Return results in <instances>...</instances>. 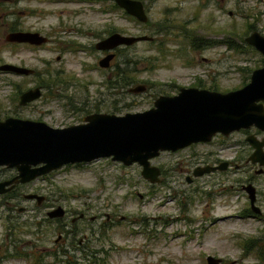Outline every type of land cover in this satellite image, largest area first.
<instances>
[{"label":"rangeland","instance_id":"1","mask_svg":"<svg viewBox=\"0 0 264 264\" xmlns=\"http://www.w3.org/2000/svg\"><path fill=\"white\" fill-rule=\"evenodd\" d=\"M142 1L145 23L112 0H0V64L33 70L28 76L0 71V120L15 116L64 127L92 112L143 111L158 95L176 94L180 87L240 88L262 65L244 37L253 29L264 34V0ZM13 25L38 31L48 42L10 45L5 35ZM112 32L152 40L121 47L101 69L102 53L94 44ZM123 70L135 80L120 88ZM48 73L61 76L39 98L19 105L20 93L52 79ZM139 84L146 90L128 91ZM245 135L237 131L223 141L161 152L151 159L161 171L157 183L144 179L136 163L100 158L64 165L20 186L16 200L0 196V264H67L66 258L71 264H207L208 255L220 264H264V209L262 218L245 213L248 203L240 188L245 169L204 174L193 183L185 179L191 175L186 169L220 148L223 156H234ZM226 146L230 154L224 153ZM256 179L262 182L261 176ZM27 193L44 200L38 205L23 198ZM56 206L65 215L48 219ZM79 212L85 218L75 240L86 236L85 252L71 250L67 236L69 219Z\"/></svg>","mask_w":264,"mask_h":264},{"label":"water","instance_id":"2","mask_svg":"<svg viewBox=\"0 0 264 264\" xmlns=\"http://www.w3.org/2000/svg\"><path fill=\"white\" fill-rule=\"evenodd\" d=\"M126 14L137 21L148 20L140 0H113ZM147 35H126L112 32L95 43L100 51H109L98 60V66L107 68L114 57V49L150 41ZM5 41L41 45L48 38L38 32L11 31ZM244 41L264 57V36L253 31ZM0 71L30 75L33 70L13 63L0 64ZM144 84L128 89L131 93L145 91ZM35 86L19 95V105L25 106L41 96ZM264 61L252 70L249 81L240 88L227 92L180 87L173 95H159L153 105L143 111L124 114L93 112L82 122L64 127H53L44 121L8 116L0 120V166L14 168V177L0 181V194L10 191L17 183H26L67 164L89 163L110 158L128 166L136 163L141 176L150 183L160 181V170L150 160L160 152L177 151L193 143L208 142L216 134L228 136L239 129L252 126L264 130ZM246 140L254 148L250 160L255 161L264 146L250 134ZM226 164V163H224ZM221 167V166H220ZM218 167V168H220ZM214 166L197 167L198 176L215 170ZM245 189V188H244ZM250 185V204L254 196ZM24 199L40 204L44 197L35 193L23 194ZM22 209V208H20ZM255 210L257 208H254ZM258 210V209H257ZM65 210L56 206L46 213L48 218H62ZM207 264H220L221 259L208 255Z\"/></svg>","mask_w":264,"mask_h":264},{"label":"flooded vegetation","instance_id":"3","mask_svg":"<svg viewBox=\"0 0 264 264\" xmlns=\"http://www.w3.org/2000/svg\"><path fill=\"white\" fill-rule=\"evenodd\" d=\"M113 1V0H112ZM142 1V0H140ZM114 3V1H113ZM143 3V1H142ZM115 4V3H114ZM116 5V4H115ZM117 6V5H116ZM143 6H144V3H143ZM118 7V6H117ZM121 9V8H120ZM145 9V8H144ZM232 12L230 11L229 14H231ZM17 27V26H15ZM11 31H14V30H8V32H11ZM15 31H29V30H21L20 27H17V30ZM253 31H258L257 29H253L249 32L252 33ZM31 32H38V31H31ZM259 32V31H258ZM40 33V32H38ZM260 33V32H259ZM41 34V33H40ZM248 34V35H249ZM261 35L264 36V34L260 33ZM247 35V36H248ZM6 36V35H5ZM246 37V36H245ZM244 37V38H245ZM104 38V37H102ZM100 38V39H102ZM98 39V40H100ZM97 40V41H98ZM152 40V39H151ZM150 40V41H151ZM96 41V42H97ZM7 42V41H6ZM245 42V41H244ZM8 44L10 45H13V46H16V45H28V46H41V45H31V44H28V43H15V42H7ZM245 44H247L245 42ZM95 45V44H94ZM248 45V44H247ZM250 46V45H248ZM122 47H126V46H122ZM252 48L253 51L255 52H258L257 50H255V48H253L252 46H250ZM95 48V46H94ZM120 48L121 47H117L116 49H114V52H115V55L114 57L110 60L109 62V66L112 62V60L117 57V51H120ZM96 49V48H95ZM97 50V49H96ZM100 51V50H98ZM102 53V57H104L106 54L109 53V51H100ZM259 53V52H258ZM260 54V53H259ZM262 56V63L264 61V57L262 54H260ZM100 59V58H99ZM98 59V60H99ZM97 66H98V61H97ZM108 66V67H109ZM99 67V66H98ZM107 67V68H108ZM101 68V67H99ZM258 68V67H257ZM101 69H106V68H101ZM254 70V69H253ZM252 72V71H251ZM250 72V74H251ZM25 76H28V75H25ZM249 78H250V75H249ZM249 81V80H248ZM200 82V81H199ZM202 83H199L197 84L196 86H189V87H195V88H199V89H208V90H214V89H211V88H208V87H202L201 85ZM246 84V83H245ZM244 84V85H245ZM145 85V84H144ZM35 86H38L40 87V89L42 90L43 87L39 86V85H35ZM33 86V87H35ZM146 87V85H145ZM242 87V86H241ZM146 90V89H145ZM179 90V89H178ZM217 91V90H216ZM230 91V90H229ZM178 92V91H177ZM227 92V91H226ZM160 95H167V94H160ZM169 95V94H168ZM173 95V94H172ZM159 96V95H158ZM157 96V97H158ZM156 97V98H157ZM155 98V99H156ZM154 99V100H155ZM153 100V101H154ZM264 104V103H263ZM153 105V103H152ZM93 113V112H92ZM90 114V113H88ZM86 114V115H88ZM84 115V116H86ZM83 116V117H84ZM82 117V118H83ZM82 118H81V122H82ZM237 131H240V132H244L246 133L247 135H245V137L240 141V142H237L236 144V149L234 150V153L233 154L234 156H230V155H227V156H223L222 155V150L221 148L219 149L220 152L218 153H215L213 154V156L208 159V160H205L204 162L202 163H199L197 165H195L194 167H192L191 170H188L186 169L187 172H191V175H186L185 176V179H186V182L188 183H193L195 181L196 178H198L199 176H202L204 174H209V173H219V174H222V173H225L227 172L228 170L230 169H234V170H238V169H245V173H246V178L245 180L240 184V188L243 192V195L248 203V206L246 207L245 209V213L247 216H250L252 218H262L263 216V209H264V188H262V185L264 184V146L262 147V150L261 152L263 153V156H259V159L258 160H255V161H252L250 160V155H252L253 151H254V148L251 146V144L246 140V137L250 134L254 135V137L258 140V141H261L264 137H260L259 136V133L258 132H264V130H260L254 126L250 127V128H247V129H239ZM237 131H234V132H237ZM233 133V132H232ZM231 134V133H230ZM229 134V135H230ZM228 135V136H229ZM228 136H223L221 134H216L212 137V139L208 142H198V143H193V144H200V143H209L211 142L214 138H219L221 139L222 141L227 139ZM191 145V144H190ZM188 147V146H187ZM186 148V147H185ZM226 151L224 152L225 154H230L231 150H228L230 147L226 146ZM183 149V148H182ZM181 150V149H179ZM164 152H175V151H164ZM161 153V152H160ZM159 153V154H160ZM158 156V155H157ZM151 162V160H150ZM226 163V164H224ZM82 164V163H80ZM85 164V163H84ZM123 165V164H122ZM214 166L216 167L215 170L209 172V173H204L202 175H198V176H194L193 175V170L197 167H203V166ZM221 166V167H220ZM220 167V168H218ZM159 168V167H158ZM160 170V168H159ZM161 172V171H160ZM17 171L16 169L14 168H8V167H4V166H0V181H5V180H8L12 177H14L16 175ZM47 175V174H45ZM160 175V174H159ZM262 177V182H258L256 178L258 177ZM42 176H39L35 179H40L42 178ZM256 177V178H255ZM33 179V180H35ZM33 180L29 181V182H26V183H17L15 184V186L10 190V191H15L18 187L20 186H24L26 184H29L31 183ZM250 185L252 187L251 191L253 193V196H254V208H257L256 210L254 208L251 207V204H250V192L248 190H246V186ZM245 188V189H244ZM8 191V192H10ZM7 193V192H6ZM5 194V193H4ZM4 194H0V196L4 195ZM23 196V194H22ZM36 202V201H35ZM37 204V203H36ZM15 205V204H14ZM39 205V204H38ZM21 209L18 208V211H20ZM75 215V214H73ZM48 218V217H47ZM85 218V214L82 213V212H79L77 214V216H73L69 219V227H68V242H70V249H74V251H77V250H81L83 252H85L88 248L87 246V238L84 234L81 235V237L76 241L75 240V236L78 234V232L80 230H82L83 227H80V225L78 224L79 222L83 221V219ZM48 219H52V218H48ZM55 219H60V218H55ZM67 231V230H66ZM76 241V242H75ZM66 262H68V264H71V262L68 260V258H66Z\"/></svg>","mask_w":264,"mask_h":264},{"label":"trees","instance_id":"4","mask_svg":"<svg viewBox=\"0 0 264 264\" xmlns=\"http://www.w3.org/2000/svg\"><path fill=\"white\" fill-rule=\"evenodd\" d=\"M114 7H117L115 4L113 5ZM10 30H17V27H15L14 25L13 26H10ZM244 45L242 44V47H243ZM245 47L246 48H248V49H250V50H252V48L250 47V46H248L247 44H245ZM253 51V50H252ZM124 71V72H123ZM122 72H120L121 74L117 77V79L121 82V84H120V86H117V87H120V88H124V87H126V86H128L131 82H133L134 80H135V78L132 76V75H130V74H127V72H125V70H123ZM49 76H51L52 77V79H47V81L46 80H44V81H40L39 83H38V85L39 86H41V87H43V88H45V87H49V84H51V85H53L55 82L53 81V78L54 77H57V76H61V75H59V74H50V73H48V77ZM247 78H249V76H247ZM62 81V80H61ZM67 83V82H66ZM65 83V84H66ZM114 83H116V82H112V84H114ZM208 88H211V87H208ZM211 89H214L215 90V88L213 87V88H211ZM82 164H84V163H82ZM82 164H80V163H75V164H72V165H82ZM69 165V164H68ZM47 175H43V177L42 178H45ZM4 195H9V196H12V198H14L15 200H16V198H18L19 196H21L20 194H15V192L12 190V191H10V192H7V193H5ZM21 256H23V257H25V256H27V254H22ZM260 256V255H259ZM261 256L264 258V252L261 254ZM260 256V257H261ZM67 264H68V262H67Z\"/></svg>","mask_w":264,"mask_h":264}]
</instances>
